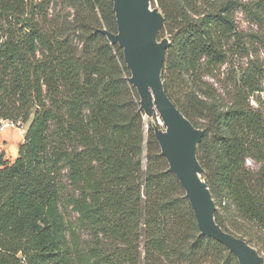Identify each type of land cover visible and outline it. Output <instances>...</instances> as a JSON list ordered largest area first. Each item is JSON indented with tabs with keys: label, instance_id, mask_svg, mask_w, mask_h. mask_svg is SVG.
Masks as SVG:
<instances>
[{
	"label": "trees",
	"instance_id": "obj_1",
	"mask_svg": "<svg viewBox=\"0 0 264 264\" xmlns=\"http://www.w3.org/2000/svg\"><path fill=\"white\" fill-rule=\"evenodd\" d=\"M150 3L169 39L165 93L203 131L196 158L215 223L264 264V110L250 104L264 84V0ZM237 11L257 46L222 83L217 68L247 51ZM103 29L117 31L112 0H0V119L27 125L16 158L0 153V264H239L200 235Z\"/></svg>",
	"mask_w": 264,
	"mask_h": 264
},
{
	"label": "water",
	"instance_id": "obj_2",
	"mask_svg": "<svg viewBox=\"0 0 264 264\" xmlns=\"http://www.w3.org/2000/svg\"><path fill=\"white\" fill-rule=\"evenodd\" d=\"M116 33L101 30L111 44H117L130 71L128 81L139 96V108L145 115L156 110L164 130L154 135L168 171L175 174L189 201L200 235L225 245L239 264H260L255 248L244 240L223 231L214 220L215 203L205 181L203 168L196 158V147L203 131L195 128L168 98L161 80L167 45L158 42L163 24L161 12L150 0H112Z\"/></svg>",
	"mask_w": 264,
	"mask_h": 264
},
{
	"label": "rangeland",
	"instance_id": "obj_3",
	"mask_svg": "<svg viewBox=\"0 0 264 264\" xmlns=\"http://www.w3.org/2000/svg\"><path fill=\"white\" fill-rule=\"evenodd\" d=\"M237 1H239L241 3H246V2H249L251 0H237ZM50 12H51L52 17L55 16L56 18H59V20H61V21H64L65 18L67 17V14H68V10L62 6H59V5L55 9L52 7V10ZM235 19H236L237 29L239 32V37H240V39L243 38V42L247 43V51H243L242 53L237 54V55L234 54L229 59L230 62L228 64L222 65L219 68H217V70L215 71V78L219 81H222V83L229 81L231 79V77L234 75L238 76L239 73H241V71L247 67L248 62L250 60H252L253 56H254L252 51L257 46V45L253 44L254 38L251 39L249 37V34L257 31V27L255 25H252L249 22H247L242 11H237L235 13ZM248 40H250V41H248ZM157 41L161 42L167 46L169 45L168 36H165L160 40L157 39ZM248 43L251 44L252 47H254V48L248 49ZM258 56H260V57L262 56L261 52H259ZM214 79L210 78V77H204L202 80H204L208 84L212 85L215 88V90L218 93H220L219 92L220 89L218 87L219 85H218V83H216V79L215 80ZM262 88H263V91H261L260 93H255L250 97V104L254 107L260 106V108L264 110V84L262 85ZM257 99L259 100L258 103L256 102ZM144 119H145L146 123L151 125V127L153 128L154 131L157 129L164 130V126L162 125V122H161L160 117H159L156 110H153V113L151 115H145L144 114ZM26 127H27V125H22V126L18 127L17 124L15 123L14 127L3 128V130H0V142H1L2 138L4 139L3 136H5L7 134H8V136L11 135L12 137H14L17 135L19 137L20 134L23 133L22 129H26ZM15 139H12V140L14 141ZM2 144L3 145L0 144V153L4 154V159L9 160L11 162L12 161L11 157L8 154V151H9L8 150V142L4 141ZM246 165L248 167H250L251 169L257 168V164L252 160H246ZM202 175H203V173H202Z\"/></svg>",
	"mask_w": 264,
	"mask_h": 264
},
{
	"label": "crops",
	"instance_id": "obj_4",
	"mask_svg": "<svg viewBox=\"0 0 264 264\" xmlns=\"http://www.w3.org/2000/svg\"><path fill=\"white\" fill-rule=\"evenodd\" d=\"M22 131H23V133L25 132V129H22ZM20 134V136L18 137L17 135L16 136H14V137H12L11 135L10 136H8V134L7 135H5V136H3L4 137V139L2 138V140H1V142H0V144L1 145H3L2 143L4 142V141H7L8 142V154L10 155V157H11V160H13V159H15L16 158V156H17V149H18V145L22 142V140H23V135L24 134ZM16 138V139H15ZM12 139H15L14 141L12 140ZM20 139V140H19ZM19 141V142H18Z\"/></svg>",
	"mask_w": 264,
	"mask_h": 264
},
{
	"label": "built area",
	"instance_id": "obj_5",
	"mask_svg": "<svg viewBox=\"0 0 264 264\" xmlns=\"http://www.w3.org/2000/svg\"><path fill=\"white\" fill-rule=\"evenodd\" d=\"M14 122L11 121V120H7V119H0V130H3V128H6V127H14Z\"/></svg>",
	"mask_w": 264,
	"mask_h": 264
}]
</instances>
